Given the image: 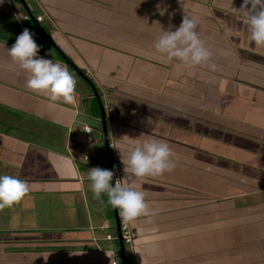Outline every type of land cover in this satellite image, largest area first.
I'll list each match as a JSON object with an SVG mask.
<instances>
[{
    "label": "crops",
    "instance_id": "1",
    "mask_svg": "<svg viewBox=\"0 0 264 264\" xmlns=\"http://www.w3.org/2000/svg\"><path fill=\"white\" fill-rule=\"evenodd\" d=\"M239 5L0 0V174L29 188L0 208V264L121 262L112 244L118 243L113 207L103 193L93 197L86 173L89 164L107 166L108 157L123 178L118 151L124 155L130 139L148 137L167 141L175 167L129 179L145 191L152 211L127 223L134 238L124 244L126 264L264 262V44L248 39ZM184 13L196 19L215 70L153 54L160 27L177 26ZM24 27L41 45L39 55L72 74L75 103L25 88L27 74L6 51ZM71 64L106 110L108 154L102 126L92 127L94 97ZM228 239L234 245L213 250ZM210 243L208 256L198 258Z\"/></svg>",
    "mask_w": 264,
    "mask_h": 264
},
{
    "label": "clouds",
    "instance_id": "2",
    "mask_svg": "<svg viewBox=\"0 0 264 264\" xmlns=\"http://www.w3.org/2000/svg\"><path fill=\"white\" fill-rule=\"evenodd\" d=\"M236 9L245 17L248 39L257 45L264 44V0H240ZM157 11L163 15L164 8L157 7ZM40 47L28 27L22 28L11 45L6 47L11 60L27 74L25 88L47 93L50 101L59 100L68 105L75 103L74 77L66 67L46 55H39ZM152 50L160 59H175L185 67L207 64L210 70L216 68L210 59V50L196 30V19L186 13L181 16L177 26L169 23L165 28L160 27L159 34L152 42ZM118 153L123 178L114 177L113 171L108 168L88 167L86 175L92 195L99 198L103 193L106 203L118 212V220L119 216L125 222L148 216L152 209L145 199V191L138 185H131L129 179L154 177L170 171L175 167L172 149L167 141L156 137L139 141L133 138L129 140L124 155ZM28 191L27 181L15 175L0 174V208L10 207Z\"/></svg>",
    "mask_w": 264,
    "mask_h": 264
},
{
    "label": "water",
    "instance_id": "3",
    "mask_svg": "<svg viewBox=\"0 0 264 264\" xmlns=\"http://www.w3.org/2000/svg\"><path fill=\"white\" fill-rule=\"evenodd\" d=\"M41 32L44 33V31L42 29H39ZM64 61H66L67 63L70 64L69 60L66 57H63ZM71 67L73 68V70L76 72V74L82 79V81L88 86V88L90 89L92 96L96 99L98 105H99V110H100V125L103 128V134H104V146L106 148V153L108 151V140H107V136H106V132L104 131L105 129V110L100 102V98L99 95L97 93V90L95 89V87L93 86V84L91 83V81L80 71L78 70L76 67H74V65L71 64ZM108 154V153H107ZM106 163L107 166H110V160L106 159ZM114 211V217H115V232L117 234V241L119 243V250H120V260H121V264H126V259H125V255H124V245H123V241H122V237L121 234L119 232V220H118V216H117V211L113 208Z\"/></svg>",
    "mask_w": 264,
    "mask_h": 264
},
{
    "label": "built area",
    "instance_id": "4",
    "mask_svg": "<svg viewBox=\"0 0 264 264\" xmlns=\"http://www.w3.org/2000/svg\"><path fill=\"white\" fill-rule=\"evenodd\" d=\"M25 20H28L30 17L28 15H25L23 17ZM37 21H40V17H36ZM84 132L86 134H89L91 129L88 126H85L84 128ZM85 129H87L88 131H85ZM89 139V138H88ZM90 157L88 155H84L82 157V161L85 163H88ZM95 165L89 164L88 167H92ZM101 168H108L111 169L113 171V176L114 177H120L119 176V164L117 162H113L110 164V166H105V167H101ZM128 222H125L120 216H119V230H120V234L122 237V241L124 244H129L132 239L134 238V234H132L128 228ZM105 229H107V226H104ZM112 236L111 235H106V240H111ZM110 264H121L117 259H113L110 261Z\"/></svg>",
    "mask_w": 264,
    "mask_h": 264
},
{
    "label": "rangeland",
    "instance_id": "5",
    "mask_svg": "<svg viewBox=\"0 0 264 264\" xmlns=\"http://www.w3.org/2000/svg\"><path fill=\"white\" fill-rule=\"evenodd\" d=\"M90 110H91V112H93V116H95L96 118V121H95V124H93V128L94 129H99L101 126H100V124H99V117H100V110H99V105H98V103H97V101H96V99H94L93 98V100L91 99V105H90ZM94 122V121H93ZM100 130V129H99ZM95 132H96V130H95ZM110 217H111V219L113 218V216L112 215H110ZM262 241V240H261ZM234 240H232V239H228V240H226L225 242H224V245H221L220 247L219 246H215V245H213V250H217V249H221V248H223V247H226V246H229V245H231V244H233L234 245ZM112 244H113V246L115 247V249H116V251L118 252L119 251V244L114 240L113 242H112ZM248 244H246V246H247ZM211 248H212V246H211V243L210 244H208L207 245V247L205 248V250L203 251V248H202V250H201V254H199V255H197V257L198 258H203V255H205V256H208V254L210 253V251H211ZM218 250V251H219ZM215 252V251H214ZM226 253H229V252H224V254H226ZM228 263V261H223L221 264H227ZM248 263V261H246L245 262V264H247ZM259 263V262H258ZM258 263H256V262H251V264H258ZM264 262H262V264H263Z\"/></svg>",
    "mask_w": 264,
    "mask_h": 264
}]
</instances>
